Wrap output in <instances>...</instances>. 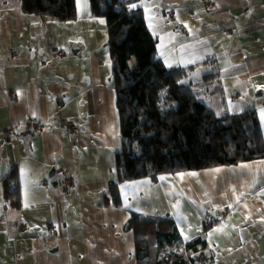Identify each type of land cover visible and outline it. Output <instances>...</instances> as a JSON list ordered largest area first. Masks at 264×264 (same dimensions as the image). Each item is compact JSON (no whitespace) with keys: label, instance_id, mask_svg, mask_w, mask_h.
<instances>
[{"label":"crops","instance_id":"obj_1","mask_svg":"<svg viewBox=\"0 0 264 264\" xmlns=\"http://www.w3.org/2000/svg\"><path fill=\"white\" fill-rule=\"evenodd\" d=\"M133 4L166 67L186 69L183 81L218 115L253 109L264 135V0ZM32 115L41 132L8 130ZM63 118L78 123L80 142L67 140ZM118 133L108 25L90 0H77L67 22L0 0V264H138L132 211L204 239L207 264H264V157L128 181L110 205ZM7 179L19 180L18 207ZM223 211L226 219L207 224Z\"/></svg>","mask_w":264,"mask_h":264},{"label":"trees","instance_id":"obj_2","mask_svg":"<svg viewBox=\"0 0 264 264\" xmlns=\"http://www.w3.org/2000/svg\"><path fill=\"white\" fill-rule=\"evenodd\" d=\"M19 1L26 14L60 22L77 18V0ZM135 2L90 0L92 15L107 21L113 64L119 149L115 157L117 177L104 196V203L110 205L121 203L123 181L264 157V135L256 112L249 109L218 115L205 104L183 81L187 70L168 68L159 57L157 37L140 9L132 8ZM5 193L14 206L20 205L18 179L6 180ZM130 226L134 228L138 264L210 261L204 239H188V255L175 252L182 238L170 218L132 211Z\"/></svg>","mask_w":264,"mask_h":264},{"label":"built area","instance_id":"obj_3","mask_svg":"<svg viewBox=\"0 0 264 264\" xmlns=\"http://www.w3.org/2000/svg\"><path fill=\"white\" fill-rule=\"evenodd\" d=\"M56 100L58 103H66L65 98L62 95L56 96ZM22 128V129H32L34 132H41L43 130V125L42 123L37 119L36 116H28L21 122L20 125L13 124L12 126L9 127L8 130L15 132L14 130ZM61 129L66 135V138L69 142H80V127L77 125L76 121L73 119L69 118L68 120L64 121L61 123ZM227 218V212L223 211L219 215H212L208 216L206 218L207 224L210 225H216L220 222H222L224 219Z\"/></svg>","mask_w":264,"mask_h":264},{"label":"rangeland","instance_id":"obj_4","mask_svg":"<svg viewBox=\"0 0 264 264\" xmlns=\"http://www.w3.org/2000/svg\"><path fill=\"white\" fill-rule=\"evenodd\" d=\"M109 51H110V49H109ZM76 80H78V79H76ZM63 96V95H62ZM64 97V96H63ZM72 119V118H71ZM74 120V119H73ZM75 121V120H74ZM116 177H117V173H116ZM127 181H123V182H121V187H122V184H124V183H126ZM127 193V195H129L131 192H126ZM125 203V202H124ZM188 235L186 234V235H184L183 236V241L181 240L180 241V244H179V246H178V248L177 247H175V252H180V253H183L184 255H188V254H190V250L188 251V249L189 248H186L185 247V245H187V243H188V238H189V236L187 237ZM174 248H172L171 250H173ZM201 261L202 262H200V261H198V264H202V263H207V262H209V260L208 259H205L204 260V258H201Z\"/></svg>","mask_w":264,"mask_h":264},{"label":"bare ground","instance_id":"obj_5","mask_svg":"<svg viewBox=\"0 0 264 264\" xmlns=\"http://www.w3.org/2000/svg\"><path fill=\"white\" fill-rule=\"evenodd\" d=\"M62 55H63V52H60ZM112 74H113V64H112ZM114 85V84H113ZM115 87V86H114ZM59 104V108L60 109H62L63 107H65L66 106V103H58ZM69 118H63L62 119V121H61V123L62 122H64V121H66V120H68ZM77 125H78V123H77ZM79 126V125H78ZM80 127V126H79ZM80 132V131H79ZM70 143H73V142H70ZM65 187H67V189H69L68 188V186H67V184L65 185ZM21 225H23L22 223H20L19 224V227H21Z\"/></svg>","mask_w":264,"mask_h":264},{"label":"water","instance_id":"obj_6","mask_svg":"<svg viewBox=\"0 0 264 264\" xmlns=\"http://www.w3.org/2000/svg\"><path fill=\"white\" fill-rule=\"evenodd\" d=\"M56 175H57V168L53 167L50 174H49V177H50L54 186H56Z\"/></svg>","mask_w":264,"mask_h":264},{"label":"snow or ice","instance_id":"obj_7","mask_svg":"<svg viewBox=\"0 0 264 264\" xmlns=\"http://www.w3.org/2000/svg\"><path fill=\"white\" fill-rule=\"evenodd\" d=\"M137 7H139V5H136V4H133V5H132V8H133V9H135V8H137ZM101 22H103V21H101Z\"/></svg>","mask_w":264,"mask_h":264}]
</instances>
